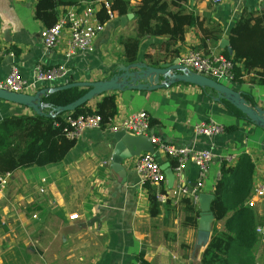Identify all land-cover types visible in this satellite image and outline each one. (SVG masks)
<instances>
[{
	"label": "crops",
	"instance_id": "crops-1",
	"mask_svg": "<svg viewBox=\"0 0 264 264\" xmlns=\"http://www.w3.org/2000/svg\"><path fill=\"white\" fill-rule=\"evenodd\" d=\"M36 3L37 0H0V43L12 54L0 60V80L13 69L32 80L36 64L41 63L46 67L65 65L68 69L65 77L43 83L42 88L70 81L92 82L106 79L116 64L124 62L121 39L136 35L133 12L132 17L123 19L117 15L108 21L95 38L94 51L66 58L65 39L55 48L44 46L40 35L44 25L35 18ZM139 3L140 0H131L133 6ZM179 3L201 19L209 18L221 25L223 37L211 49L215 53L229 47L222 40H229L232 28L245 10H264V2L259 0H224L218 5L210 0ZM68 7H60L59 15ZM169 38V35L144 37L137 60L157 65L173 62L191 50L204 51L197 26L187 29L183 41L168 44ZM222 82L251 94L264 109V85L253 84L249 76L240 84L232 80ZM115 95L118 106L115 118L146 111L153 120L151 135L168 144L212 152L201 192L214 194L222 175V162H227L228 157L232 158L228 165L235 167L241 155L247 153L256 168L264 167V128L237 118L196 85L177 83L168 88L115 92ZM102 96L89 106H94ZM13 114L34 112L0 99V119ZM210 119L222 125L224 131L210 137L195 135L194 126ZM230 126L235 129L228 130ZM114 134L103 129L85 130L63 161L12 172L7 188L0 193V264H138L139 260L146 264H199L214 221L201 218L198 202L197 229L185 226L182 205L174 203L175 197H179L178 181L174 179L171 185L167 177L163 185L171 203L162 206L159 216L151 217L146 189L134 169L136 160L145 152L124 162L127 170L124 181L111 167L116 145ZM154 153L161 167L174 170L172 157L157 148ZM198 178L199 168L188 162L182 184L191 189ZM252 209L262 223L264 203ZM73 215L76 217L72 218ZM217 227L223 229L224 222ZM255 253L261 264L263 240L260 239Z\"/></svg>",
	"mask_w": 264,
	"mask_h": 264
},
{
	"label": "trees",
	"instance_id": "trees-1",
	"mask_svg": "<svg viewBox=\"0 0 264 264\" xmlns=\"http://www.w3.org/2000/svg\"><path fill=\"white\" fill-rule=\"evenodd\" d=\"M99 1L101 0H37L35 18L44 27H51L58 19L60 7L82 8ZM108 1L112 11L119 17H126L130 12L135 14L136 35L121 39L124 46L122 60L125 63L137 61L140 43L146 36L169 35L168 44H175L184 40L189 27L197 26L206 54L223 37V29L219 23L209 18L201 19L179 3L186 0H140L137 6H133L131 0ZM98 18L103 23L108 21L104 6L98 10ZM222 54L234 64L232 81L240 84L244 82L245 76H249L253 84L264 85V10L243 12L231 30L229 47H225ZM86 92V88L72 87L43 96L42 101L46 105L44 111L51 113V116L34 113L1 118L0 173L63 161L77 140L66 136L64 129L67 123L63 118L65 113L53 116L52 110L73 102ZM243 95L249 104L257 105L251 94ZM89 103L70 113L73 116L98 114L102 118V127L118 113L114 92L104 94L96 101L94 108ZM221 103L237 118L251 122L226 99H222ZM227 129L234 130L235 126ZM171 164L175 167L177 161L173 158ZM254 169L255 163L247 153L241 155L235 167L229 166L226 161L222 162V175L215 186V197L210 206L215 220L199 264H259L255 253L260 242L256 230L259 221L256 212L246 205L253 186ZM145 189L150 216L157 217L162 212V206L169 205L171 200L168 199L165 203L159 201L158 193L167 192L163 184L157 186L146 183ZM179 204L185 214L183 224L197 229L200 216L197 204L189 197H182ZM219 222H224L223 229L217 227ZM143 263L146 264L145 261Z\"/></svg>",
	"mask_w": 264,
	"mask_h": 264
},
{
	"label": "built area",
	"instance_id": "built-area-1",
	"mask_svg": "<svg viewBox=\"0 0 264 264\" xmlns=\"http://www.w3.org/2000/svg\"><path fill=\"white\" fill-rule=\"evenodd\" d=\"M218 5L224 0H210ZM264 2V0H259ZM105 7L108 14V21L117 17L116 12L112 11L108 0H101L95 4H86L82 8L78 6L68 7L64 13L58 16L56 23L51 27H44L41 30V39L46 48H55L65 39L66 58H71L80 52H92L95 48V38L105 29L108 22H101L98 18V10ZM6 54H11L6 46L0 43V60ZM12 55V54H11ZM180 64L199 74L211 77L218 81L232 80L234 76V64L222 53L211 51L206 54L202 50H191L179 58ZM68 74L65 65H54L46 67L41 63L36 64L32 80L24 78L18 70L13 69L5 78L0 80V88L13 92L32 94L42 88L43 83H51ZM94 108V106H91ZM67 126L64 131L70 139H78L85 130L103 129L116 133L126 131L135 135H146L154 144L158 151L174 158L177 165L174 168L175 179L179 185V197L174 202L177 204L182 197H189L195 204H198L199 194L204 184V179L210 169L213 154L210 150H198L191 146H177L168 144L159 136L151 135V117L146 111H139L128 114L121 118L110 119L105 127H102V118L95 113L86 116H73L70 112L63 115ZM224 131V127L213 119L202 121L194 126V132L197 136H216ZM227 163L232 158H226ZM194 162L199 168V178L196 186L188 189L182 184L183 171L188 162ZM135 172L140 177L141 185L145 187L146 183L160 186L166 181L164 170L157 162L155 153L145 152L138 157L134 166ZM12 178V172L0 173V193L4 192ZM45 182V179L42 180ZM43 191L44 189L41 188ZM160 202L165 203L171 199L169 193H158ZM258 203H264V167L254 169L253 186L251 193L246 201L248 207L254 208ZM73 215L72 218H75ZM256 230L260 239L264 241V220L259 223ZM138 264H144L139 260Z\"/></svg>",
	"mask_w": 264,
	"mask_h": 264
},
{
	"label": "water",
	"instance_id": "water-1",
	"mask_svg": "<svg viewBox=\"0 0 264 264\" xmlns=\"http://www.w3.org/2000/svg\"><path fill=\"white\" fill-rule=\"evenodd\" d=\"M132 16L133 14L130 13L126 17ZM126 17H123V19H126ZM222 42L226 45L229 44V40L227 39H223ZM177 83L192 84L208 90V94L216 102L226 99L245 114L253 124L264 128V109L262 107L249 104L241 91L233 89L224 82L184 67L180 64L178 58L173 62H163L157 65L142 60L131 63L122 62L116 64L110 76L104 80L92 82L70 81L64 85L41 88L32 94L13 92L0 88V99L28 107L38 115L51 116V113H45L44 111L46 105L42 101L43 96L72 87L87 89L84 95L73 102L65 106L55 107L52 110V115L55 116L59 113L74 111L76 108L109 92L152 91L168 88ZM114 139L116 145L111 158V167L126 181L127 170L124 162L135 156H139L142 152L153 153L155 146L149 136L134 135L126 131L116 132ZM161 168L165 171L167 180L172 185L175 179L173 169L168 168V166H162ZM195 186L196 184L192 185L191 191ZM214 197V194L205 192L199 194L198 202L201 208V218L215 220L210 209Z\"/></svg>",
	"mask_w": 264,
	"mask_h": 264
},
{
	"label": "rangeland",
	"instance_id": "rangeland-1",
	"mask_svg": "<svg viewBox=\"0 0 264 264\" xmlns=\"http://www.w3.org/2000/svg\"><path fill=\"white\" fill-rule=\"evenodd\" d=\"M260 263H261V264H264V259H263V260H260Z\"/></svg>",
	"mask_w": 264,
	"mask_h": 264
},
{
	"label": "bare ground",
	"instance_id": "bare-ground-1",
	"mask_svg": "<svg viewBox=\"0 0 264 264\" xmlns=\"http://www.w3.org/2000/svg\"><path fill=\"white\" fill-rule=\"evenodd\" d=\"M205 220H207V219H205Z\"/></svg>",
	"mask_w": 264,
	"mask_h": 264
}]
</instances>
